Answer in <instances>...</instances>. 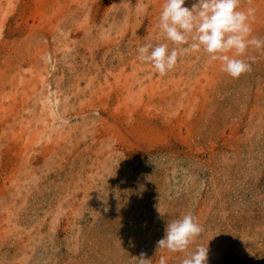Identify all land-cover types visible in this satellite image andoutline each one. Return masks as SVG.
Returning <instances> with one entry per match:
<instances>
[{
	"label": "rangeland",
	"instance_id": "374dc122",
	"mask_svg": "<svg viewBox=\"0 0 264 264\" xmlns=\"http://www.w3.org/2000/svg\"><path fill=\"white\" fill-rule=\"evenodd\" d=\"M164 2L0 0V264H264V48L239 78L203 49L161 76L137 48L176 47ZM240 7L264 38V0ZM188 212L204 231L158 249Z\"/></svg>",
	"mask_w": 264,
	"mask_h": 264
},
{
	"label": "clouds",
	"instance_id": "9594fccd",
	"mask_svg": "<svg viewBox=\"0 0 264 264\" xmlns=\"http://www.w3.org/2000/svg\"><path fill=\"white\" fill-rule=\"evenodd\" d=\"M240 5L241 0H197L189 8L185 0H165L158 27L163 38L176 47L169 49L168 43L146 42L137 48L138 59L152 64L163 76L174 69L180 57L203 49L212 60L221 62V71L239 78L251 71L256 59L243 58L249 48H264V38L252 35L256 9H243ZM203 231L196 217L188 212L167 223L165 236L157 242L158 249L186 252ZM208 251V246L197 245L181 264H207ZM139 264H151V260L141 254ZM159 264H166L164 256Z\"/></svg>",
	"mask_w": 264,
	"mask_h": 264
}]
</instances>
